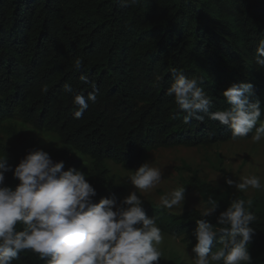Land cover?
<instances>
[{"label":"trees","instance_id":"obj_1","mask_svg":"<svg viewBox=\"0 0 264 264\" xmlns=\"http://www.w3.org/2000/svg\"><path fill=\"white\" fill-rule=\"evenodd\" d=\"M260 39L264 0H138L127 7L118 0H0V155L15 167L29 149H42L63 161L64 170L86 174L97 191L94 202L110 193L123 199L129 194L125 175L149 162L151 153L251 139V133L232 139L229 127L206 112L185 123L167 89L173 69L197 78L212 100L208 112H214L229 107L224 90L248 82L264 109V69L255 63ZM77 57L84 61L81 71L73 67ZM84 74L98 88L97 101L75 119L73 96L63 86L91 91L80 79ZM17 183L6 174L7 185ZM179 186L198 207L172 211L144 204L163 235L184 251V257L164 252L160 264H193L191 233L209 196L219 205L207 218L213 226L232 200L252 201L250 264H264V192L248 198L196 172L181 176ZM13 264L46 261L27 251Z\"/></svg>","mask_w":264,"mask_h":264},{"label":"clouds","instance_id":"obj_2","mask_svg":"<svg viewBox=\"0 0 264 264\" xmlns=\"http://www.w3.org/2000/svg\"><path fill=\"white\" fill-rule=\"evenodd\" d=\"M138 0H118L121 7ZM83 59L77 57L74 70L81 71ZM255 63L264 69V39L256 46ZM172 83L167 95L174 97L185 123L209 118L228 126L231 138H247L259 143L264 140L261 102L254 85L248 82L231 84L223 91L229 107L208 112L212 100L197 78L172 70ZM81 81L91 91H76L65 83L63 91L73 96L75 119H80L96 103L98 88L87 74ZM44 91H47L45 86ZM55 162L42 149H29L13 167L6 155H0V264H13L20 254L31 251L46 264H160V245L164 235L157 217H149L144 200L137 190L147 192L162 181L163 173L146 161L130 176L132 191L123 199L115 194L94 202L97 191L86 174ZM18 181L15 187L6 184V174ZM228 187L246 192L249 188L264 191L258 175L242 176L239 180L225 178ZM186 188L176 187L160 197L161 206L172 209L185 201ZM251 200L234 199L216 218L213 226L208 217L218 210L211 196L196 221L191 236L195 245L189 258L193 264H250L249 246L254 229L250 226L256 215L249 211ZM20 226V227H18Z\"/></svg>","mask_w":264,"mask_h":264},{"label":"rangeland","instance_id":"obj_3","mask_svg":"<svg viewBox=\"0 0 264 264\" xmlns=\"http://www.w3.org/2000/svg\"><path fill=\"white\" fill-rule=\"evenodd\" d=\"M21 130L20 128H18ZM25 132V131H23ZM31 133V131H29ZM36 136L35 134H32ZM46 144L49 140H44ZM149 162L153 167L162 170V181L155 188L141 192L138 195L144 200V204H153L156 207H163L160 204V197L167 192L179 187L180 177H190L192 172H196L199 177L219 189H225V178L239 180L242 176L258 175L261 183L264 184V140L254 143L251 139L243 142H235L215 146L211 149H180L177 151H157L151 153ZM183 167H187L185 170ZM115 172L121 174L119 168H114ZM182 174V175H180ZM122 175V174H121ZM130 175H125L128 182V190L131 192ZM233 193H241L248 198L260 196L264 191L249 188L246 192H240L229 187ZM184 204L198 207L194 198H185L180 205L173 207L172 211H182ZM168 209V208H166ZM162 253L178 254L181 256L184 251L175 241L164 236L160 245Z\"/></svg>","mask_w":264,"mask_h":264}]
</instances>
